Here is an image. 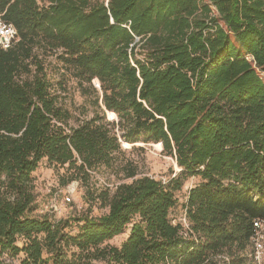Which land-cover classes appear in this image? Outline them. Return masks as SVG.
Returning a JSON list of instances; mask_svg holds the SVG:
<instances>
[{"label": "trees", "instance_id": "1", "mask_svg": "<svg viewBox=\"0 0 264 264\" xmlns=\"http://www.w3.org/2000/svg\"><path fill=\"white\" fill-rule=\"evenodd\" d=\"M0 20L17 32L0 46V264H257L264 0H0ZM70 82L89 105L71 109ZM125 144L179 172L141 176ZM44 161L109 212L39 215Z\"/></svg>", "mask_w": 264, "mask_h": 264}, {"label": "rangeland", "instance_id": "2", "mask_svg": "<svg viewBox=\"0 0 264 264\" xmlns=\"http://www.w3.org/2000/svg\"><path fill=\"white\" fill-rule=\"evenodd\" d=\"M49 61L52 63L53 71H57V62L55 59L51 58ZM94 85L97 86V82ZM86 104L88 103L85 102V99L78 92L76 83L70 82L68 105L71 109L75 110L76 107H82ZM87 108L90 111L89 117H92L93 109L89 106ZM107 119L111 120L109 114H107ZM124 149L127 152L126 159L133 163L141 176H151L157 179L167 180L172 172H179L175 163L176 161L165 156L160 145L138 144L134 147L133 145L125 144ZM62 173L56 171L46 161L42 162L38 170L34 173L36 193L40 206L39 215L42 217L47 216L53 221H60L79 218L84 215L98 218L109 212L108 209L101 207L98 201L92 204L88 203L85 199L87 190L79 183L74 182L67 187H61L60 175ZM106 180V176L98 175L91 182V189H94V184H96L97 189H101L105 185ZM112 180L117 185L128 182L116 180L114 177H112ZM196 183L197 181L194 179L188 181L184 190L179 194L180 204L172 214V218L176 222L185 224L183 204L187 200L189 191ZM67 199H71V202H68ZM73 230L75 231V229ZM127 236L128 234L118 237L110 244L118 247L126 240ZM259 241L263 249L258 256L259 258H257V264H264V229L261 230ZM94 264H108V262L99 261Z\"/></svg>", "mask_w": 264, "mask_h": 264}, {"label": "built area", "instance_id": "3", "mask_svg": "<svg viewBox=\"0 0 264 264\" xmlns=\"http://www.w3.org/2000/svg\"><path fill=\"white\" fill-rule=\"evenodd\" d=\"M16 36H17V32L15 28L0 20V46L5 50L9 49L12 46L14 40L16 39ZM67 201L71 202V199H67ZM256 227L259 229V232L257 234L256 239L254 240V243L256 246L257 258H259L258 256L261 250L263 249V246L260 243L259 238L261 235V230L264 229V224L256 223Z\"/></svg>", "mask_w": 264, "mask_h": 264}, {"label": "water", "instance_id": "4", "mask_svg": "<svg viewBox=\"0 0 264 264\" xmlns=\"http://www.w3.org/2000/svg\"><path fill=\"white\" fill-rule=\"evenodd\" d=\"M99 87H100V85H99Z\"/></svg>", "mask_w": 264, "mask_h": 264}]
</instances>
